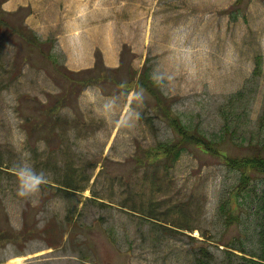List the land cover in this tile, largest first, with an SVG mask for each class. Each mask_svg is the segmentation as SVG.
I'll return each mask as SVG.
<instances>
[{"label": "rangeland", "instance_id": "374dc122", "mask_svg": "<svg viewBox=\"0 0 264 264\" xmlns=\"http://www.w3.org/2000/svg\"><path fill=\"white\" fill-rule=\"evenodd\" d=\"M235 1L0 0V264H195L200 246L219 264L218 240L250 244L253 201L218 214L237 171L163 147L177 124L219 137L257 58L262 111L264 0Z\"/></svg>", "mask_w": 264, "mask_h": 264}, {"label": "trees", "instance_id": "16d2710c", "mask_svg": "<svg viewBox=\"0 0 264 264\" xmlns=\"http://www.w3.org/2000/svg\"><path fill=\"white\" fill-rule=\"evenodd\" d=\"M240 2L241 0H236L235 4ZM239 7L237 6L236 10ZM262 73L263 62L261 58H257L256 67L246 83L219 108L218 112L224 121L219 129V137L210 136L208 133L198 135L189 131L184 124H177L181 134L173 143L163 144L169 151L168 158L176 160L180 152L186 150L190 143L196 142L195 145L216 156L228 169L237 171L238 182L233 190L229 191V195L222 194L218 207V214L227 227L236 222L241 223L242 216L237 213V209L242 204L253 201L251 213L247 212V218L252 225L251 234L248 232L250 244L245 245L244 241L237 244L218 240L227 247L224 248L223 263L219 264H264V186L260 191L256 186L249 188L252 183L256 185L257 179H261L260 183L264 185V104L256 123H250L247 116L250 104L247 98L250 99L256 91ZM201 132L205 133L203 130ZM228 144L244 147L247 152L243 155H233L227 147ZM194 252L195 264H214L215 253L207 246L196 247Z\"/></svg>", "mask_w": 264, "mask_h": 264}, {"label": "bare ground", "instance_id": "6f19581e", "mask_svg": "<svg viewBox=\"0 0 264 264\" xmlns=\"http://www.w3.org/2000/svg\"><path fill=\"white\" fill-rule=\"evenodd\" d=\"M87 75V74H86ZM14 259V258H13ZM16 259H18V257L16 258Z\"/></svg>", "mask_w": 264, "mask_h": 264}]
</instances>
